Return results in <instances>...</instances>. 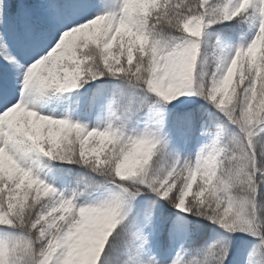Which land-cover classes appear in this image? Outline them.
I'll use <instances>...</instances> for the list:
<instances>
[{"label":"snow or ice","instance_id":"1","mask_svg":"<svg viewBox=\"0 0 264 264\" xmlns=\"http://www.w3.org/2000/svg\"><path fill=\"white\" fill-rule=\"evenodd\" d=\"M0 264H264V0H0Z\"/></svg>","mask_w":264,"mask_h":264}]
</instances>
